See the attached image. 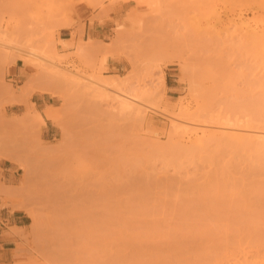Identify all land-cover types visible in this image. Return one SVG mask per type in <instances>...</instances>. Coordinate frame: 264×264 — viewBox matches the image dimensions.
I'll return each instance as SVG.
<instances>
[{"label": "rangeland", "instance_id": "1", "mask_svg": "<svg viewBox=\"0 0 264 264\" xmlns=\"http://www.w3.org/2000/svg\"><path fill=\"white\" fill-rule=\"evenodd\" d=\"M263 16L264 0H0V34L13 40L0 45V158L18 169L12 209L29 216L3 231L13 250L1 264H264V155L215 165L167 153L173 116L264 131ZM125 91L141 112L110 99ZM34 92L55 98L53 134Z\"/></svg>", "mask_w": 264, "mask_h": 264}, {"label": "bare ground", "instance_id": "2", "mask_svg": "<svg viewBox=\"0 0 264 264\" xmlns=\"http://www.w3.org/2000/svg\"><path fill=\"white\" fill-rule=\"evenodd\" d=\"M264 17V16H263ZM253 19V18H252ZM255 20H258V19H254V21ZM248 22V21H247ZM250 20H249V22L246 24L247 26H246V28L248 27V24H250ZM261 22V21H260ZM245 23V22H244ZM254 23V22H253ZM256 23V22H255ZM258 24H259V22H257ZM252 24V23H251ZM258 24H256V25H258ZM242 26H243V24H241ZM245 25V24H244ZM240 26V25H239ZM259 26V25H258ZM241 27V26H240ZM245 27V26H244ZM253 27V26H252ZM254 27H255V25H254ZM262 27V26H261ZM261 27H260V30H261ZM264 27V26H263ZM262 27V28H263ZM243 28V27H242ZM1 29V28H0ZM245 29V28H244ZM259 30V29H258ZM5 31V30H4ZM1 32V31H0ZM3 33V32H2ZM245 33H246V30H245ZM248 33H250V32H248ZM252 33H255V30L252 32ZM252 33H251V35H252ZM257 33H260V31L258 32L257 31ZM0 35H2V34H0ZM249 34H247L246 36H248ZM258 35V34H257ZM8 34L6 33H3V35L2 36H0V40H2L3 42L1 43L0 42V45H4V46H7V47H9L8 45L9 44H11V42H13V40L12 39H10V37L8 36ZM11 38H13V37H11ZM253 38V37H252ZM256 38H258V37H256ZM90 40V39H89ZM86 42V41H85ZM262 42V41H261ZM264 44V43H263ZM254 45V44H253ZM11 46V45H10ZM80 46V45H79ZM16 47V46H15ZM260 47V46H259ZM262 47H263V45H262ZM6 48V47H5ZM16 48H18V47H16ZM258 50H260V48L258 49ZM261 51H263V54H264V48H263V50H261ZM27 53L29 54V55H31L32 57H34V59H36V58H38L39 60H46L47 58H45L44 56H42L39 52H38V50H36V48L34 49V47L32 48V46H31V49L30 50H27ZM256 54H257V52H256ZM254 55V54H253ZM36 57V58H35ZM259 57V56H258ZM260 57H261V55H260ZM48 60V59H47ZM46 60V61H47ZM48 62L49 63H51V64H53V65H55V62H53V61H51V60H48ZM254 62H256V61H254ZM261 63H263V69H264V61L263 62H260V64ZM257 64V63H256ZM259 64V63H258ZM56 66H58L57 64H56ZM263 69H262V71H263ZM105 77V76H104ZM107 77V76H106ZM262 78V82L264 83V72H263V77H261ZM105 79V78H104ZM195 80H198V79H196V77L194 78ZM194 79H193V81H194ZM101 80H103V79H101ZM107 80H109V79H106L105 80V82L107 81ZM98 82H102V81H98ZM97 82V83H98ZM104 81L102 82L103 84H105L106 85V83H105ZM110 82V81H109ZM164 82V81H163ZM96 83V82H95ZM102 83H100V85L99 86H102L103 84ZM119 84V83H118ZM163 84H165V83H163ZM107 85H109V83L107 84ZM115 87V86H114ZM117 87V86H116ZM119 87V86H118ZM98 88H101V87H98ZM121 92V91H120ZM119 92V93H120ZM129 94H127V92L125 91V92H122V93H120V94H118L117 93V95L115 96V95H110L111 97L112 96H114L113 98H111L110 97V99H113L115 102H117L118 103V105H119V107L121 108V110L123 109H131V110H129V111H132V109L133 110H135V111H140L141 109L140 108H138V106L139 105H141V104H139V103H135V104H139V105H137V107H134V106H136V105H134L133 104V100H130L128 97ZM131 97V96H130ZM108 98H109V95H108ZM134 99H136V98H134ZM264 101V100H263ZM113 102V101H112ZM111 102V103H112ZM264 103V102H263ZM32 104V103H31ZM30 105V104H29ZM33 105V104H32ZM112 106V105H111ZM142 106V105H141ZM153 106V105H152ZM32 107H35V106H32ZM53 107V106H52ZM144 107V106H143ZM116 108V107H115ZM187 108V107H186ZM34 109V108H33ZM57 109V108H56ZM117 109V108H116ZM55 110V109H54ZM124 110V111H125ZM145 110V109H144ZM147 110V109H146ZM183 109H181V111H182ZM185 110V109H184ZM28 111H30V110H28ZM27 112V111H26ZM123 112V111H122ZM141 112V111H140ZM139 112V113H140ZM145 112V111H144ZM184 112V111H183ZM182 112V113H183ZM29 113V112H28ZM35 115H37V117L38 118H40V120H45L44 118H43V114L39 111V110H37V109H35ZM45 113H46V115H47V118L48 119H52V120H54L55 119V117H56V114L53 112V110L50 108V107H48L47 109H45ZM133 114H135L134 116H136V113H134V112H132ZM165 113V112H164ZM163 113V114H164ZM131 114V113H130ZM174 114V113H173ZM184 114V113H183ZM185 114H187V113H185ZM132 115V114H131ZM137 115H139L138 113H137ZM143 115V114H142ZM166 116V115H165ZM178 116H183L184 117V115H181V114H178ZM171 118H173V120L171 119ZM170 119V122H171V124H172V122H173V124H172V128L174 129H172L175 133H174V135H178V137H179V139L181 138H183V137H185V136H187L188 138H189V140H192L193 139V141H194V143H195V145H191L192 147H184L183 145H180V142H179V144H178V137H177V135H176V139H173V141L171 142V143H173V145L170 143V145H171V147L172 146H174V144L176 145V147L177 148H175V149H177V150H175L173 147V149L171 148V147H169V144H168V142L166 143V145H168L167 147L171 150H168L167 151V153L169 152V154L171 153V152H173V154H174V152L176 153V151H177V153H176V155L175 156H177L176 158L178 159V155L177 154H179V162L180 161H182V159L184 158V156H185V152H186V155H187V153L189 152L192 156V160H194V159H196L195 157H204V159L206 158V160L207 161H214L213 163L216 165V163H218V161L220 160V158L221 157H224V153L225 154H227V152H229L230 153V155L232 156H239V157H246L247 158V162H249V164L248 165H255L254 164V161L256 160L257 161V159H255V157H257L256 155H259V156H261L262 157V155H264V131H263V129H261L262 131H260L259 133L258 132H254L255 134L254 135H250V136H245V135H243V134H237V133H234L233 132V130H232V133H220L221 132V129L224 127H222L221 129H219L218 130V128H220L221 126H219V127H217V128H215L214 129V126H213V131H212V126L209 128V129H206V127H197V128H193L192 126L191 127H189V125H188V123L185 121L186 119L185 118H187V117H184V118H181V117H171ZM134 119V118H133ZM185 119V120H184ZM189 119V118H188ZM135 120V119H134ZM190 120V119H189ZM142 121V120H141ZM176 121H178V122H176ZM45 122V121H44ZM143 122V121H142ZM190 122H192L193 123V121L192 120H190L189 121V123ZM196 123V122H195ZM170 124V125H171ZM197 124V123H196ZM195 124V125H196ZM169 125V126H170ZM203 125V124H202ZM226 125V124H225ZM198 126V125H197ZM200 126H201V124H200ZM216 126H218V125H216ZM227 126H225L224 128H226ZM238 127V126H237ZM231 128V127H230ZM239 128H242V127H240L239 126ZM229 129V128H228ZM237 129V128H236ZM243 129H244V127H243ZM247 129V128H246ZM209 130V131H208ZM226 130V129H225ZM172 131V132H173ZM216 131V132H215ZM239 131V130H238ZM243 131V130H242ZM247 131H250V130H248L247 129ZM253 131H255V130H253ZM222 132H224V130L222 129ZM171 133V132H170ZM181 133V134H180ZM251 134H253L252 133V129H251ZM172 135H173V133H172ZM169 137H170V135H169ZM186 139V138H185ZM171 140H172V138H171ZM175 140H177L176 142H175ZM166 141V140H165ZM168 141V140H167ZM181 141V140H180ZM193 141H191V143H193ZM184 142V141H183ZM161 143V142H160ZM193 143V144H194ZM181 144H182V142H181ZM163 145V144H162ZM161 145V146H162ZM164 145H165V143H164ZM178 145V146H177ZM186 145V144H185ZM157 148H158V145L156 144L155 145ZM213 146V147H212ZM152 147V146H151ZM153 148V147H152ZM151 148V149H152ZM155 148V147H154ZM153 148V149H154ZM165 148V147H164ZM164 148L162 147L161 149H163V151H165L164 150ZM168 148H166V150L168 149ZM152 149V150H153ZM156 149V148H155ZM154 149V150H155ZM159 150H160V148H158ZM174 150V151H173ZM157 151V150H156ZM156 151H155V153H156ZM162 151V152H163ZM207 151V156H204V153L203 152H206ZM251 151H252V153H251ZM146 153H147V151H145ZM149 152V151H148ZM166 152V151H165ZM178 152H180V153H178ZM209 152V153H208ZM247 152H248V154L249 155H246L247 154ZM256 153V155H254L253 156V154L254 153ZM1 153V152H0ZM182 153V154H181ZM203 153V154H202ZM3 154V153H2ZM140 154V153H139ZM159 154V153H158ZM163 154H165V153H162V155H161V157H163L164 155ZM168 154V156L170 157V155ZM172 153H171V155L172 156H174ZM147 155H150L149 153L147 154ZM160 155V154H159ZM159 155H157V157H158V159H159ZM181 155H184L183 156V158L180 160V156ZM189 155V154H188ZM138 156H140V155H137V158L138 159H136V158H134V160H133V158H131V163L132 164H129V165H133L135 168H136V165H137V163L140 161L139 160V158H141V157H138ZM144 156V155H143ZM152 156V155H151ZM154 156V155H153ZM168 156H166L167 158H169ZM226 156V155H225ZM258 156V157H259ZM155 157V156H154ZM182 157V156H181ZM144 158V157H143ZM146 158V157H145ZM151 158V157H150ZM189 158H190V155L188 156V159H187V156H185V159L186 160H189ZM194 158V159H193ZM263 158H264V156H263ZM137 161H136V160ZM152 159V158H151ZM163 159V158H162ZM166 159V158H165ZM175 158H173V160H174ZM260 160H262V158H259ZM113 160H115V159H113ZM112 160V161H113ZM119 160H120V164L122 165V168L121 167H118L117 166V162L119 163ZM119 160H116L115 162L116 163H114V162H112L114 165H116L119 169H122L123 170V165L125 164V163H122L121 162V159H119ZM159 160H161V159H159ZM164 160V159H163ZM170 160H172V159H170ZM172 160V162H174V161H176V163H177V160H174L173 161ZM184 160V159H183ZM217 160V161H216ZM222 160V159H221ZM245 160V159H244ZM259 160V161H260ZM122 161H123V159H122ZM136 161V162H135ZM147 161H149L148 159H147ZM216 161V162H215ZM243 161V160H242ZM255 161V162H256ZM125 162V161H124ZM128 162V161H127ZM143 162V160L140 162V163H138V165L139 164H141ZM146 162V161H145ZM150 162V161H149ZM167 162H170V164H171V161H169V159H168V161ZM210 162V163H211ZM221 162V161H220ZM135 165H134V164ZM148 163V162H147ZM165 163H166V160H165ZM175 163V162H174ZM222 163V165H223V162H221ZM221 163H220V165H221ZM143 164V163H142ZM212 164V163H211ZM225 164V163H224ZM114 165H112V166H114ZM126 165H127V163H126ZM128 165V166H129ZM138 165H137V167H138ZM144 165H145V163H144ZM165 165V164H164ZM222 165L220 166V168H222V169H220L219 167V169H217L218 171H220V172H222V173H225V171H226V169H225V166H223L222 167ZM110 166H111V164H110ZM125 166V165H124ZM140 167H141V165H139ZM147 166H149V165H147ZM146 166V167H147ZM166 166V165H165ZM227 166V165H226ZM116 167V170L115 169H113V171H112V173L113 172H115V171H117V168ZM145 167V168H146ZM151 167V166H150ZM254 167V166H253ZM132 168V167H131ZM134 168V169H135ZM152 168H153V165H152ZM137 169V168H136ZM214 171V174H213V177L211 178L212 180H215V179H217L216 177L219 175V174H217L218 173V171ZM111 171V170H110ZM120 171L121 170H119V172H116V173H120ZM138 171V170H137ZM155 171V170H154ZM153 171V172H154ZM149 172V171H148ZM57 173V172H56ZM55 172L53 173V174H56ZM111 173V174H112ZM217 174V176H216V174ZM121 174V173H120ZM120 174H116V177L118 176V175H120ZM212 174H210V176H212ZM50 175H52L51 173H50ZM110 175V174H109ZM56 176V175H55ZM104 176V175H103ZM102 176V177H103ZM112 176V175H111ZM144 176H146V174L144 175ZM149 176V175H148ZM209 176V175H208ZM214 176H215V179H214ZM207 178V177H206ZM138 179V178H137ZM208 179V178H207ZM140 180V179H139ZM147 180V179H146ZM135 181H137L136 179L134 180V186H133V184H132V187H135L136 186V183H135ZM141 181V180H140ZM140 181H137L138 182V185L141 183ZM145 181V180H144ZM144 181H142V182H144ZM216 182L218 181V183H219V180L217 179V180H215ZM155 182V181H154ZM209 182H211L210 180H209ZM145 183V182H144ZM157 183V182H156ZM207 183V182H206ZM143 184V183H142ZM220 184V183H219ZM137 185V186H138ZM215 186L216 187V185L214 184V185H212L211 183L209 184H207L206 186H205V189L207 190L208 188H209V186ZM136 186V187H137ZM140 186V185H139ZM170 186V185H169ZM221 186V185H220ZM224 186V185H223ZM142 187V186H141ZM150 187H152V186H150ZM195 187V186H194ZM217 187H219V186H217ZM149 188V187H148ZM192 188H193V186H192ZM141 189V188H140ZM221 189V188H220ZM145 190V189H144ZM264 190V189H263ZM143 191V190H142ZM145 192V191H144ZM150 192V191H149ZM139 193H140V191H139ZM138 192L136 193V195H138L139 194ZM262 194H260L257 198L258 199H261V200H258V201H260V203L259 204H261L262 202L264 203V198H262L263 196H264V192L262 191L261 192ZM143 194L144 193H142L141 192V196H143ZM148 194V193H147ZM134 196V195H133ZM212 196V195H211ZM219 197V196H218ZM260 197V198H259ZM143 198H144V196H143ZM213 198V197H212ZM227 198V197H226ZM230 198H231V196H230ZM142 199V198H141ZM262 199H263V201H262ZM105 200V199H104ZM138 201V200H137ZM142 201V200H141ZM257 201V202H258ZM262 201V202H261ZM140 202V201H139ZM105 203H107L106 205H109V203H108V201L106 202L105 201ZM102 204H104L103 202H102ZM143 204V203H142ZM218 204V203H217ZM220 204V203H219ZM105 205V206H106ZM262 205V204H261ZM263 206V205H262ZM107 207L108 206H106V209H107ZM111 207V206H110ZM140 207V206H139ZM143 207V206H142ZM143 210V209H142ZM261 213V212H260ZM255 215V214H254ZM257 215H259V214H257ZM257 215H255V216H257ZM261 216H262V214H261ZM254 217V216H253ZM263 217H264V214H263ZM262 217V218H263ZM254 219V218H253ZM153 261H155V259L153 260ZM158 262V261H157ZM106 264H108V263H106ZM110 264H114V261H112ZM155 264V263H154ZM157 264V263H156Z\"/></svg>", "mask_w": 264, "mask_h": 264}, {"label": "crops", "instance_id": "3", "mask_svg": "<svg viewBox=\"0 0 264 264\" xmlns=\"http://www.w3.org/2000/svg\"><path fill=\"white\" fill-rule=\"evenodd\" d=\"M62 39H66L61 37ZM11 71L14 75L19 76L21 74V67L16 64L12 66ZM54 96L47 92H34L31 96V102L35 105V108L43 114L45 119L44 125L42 127L43 133H52L54 124L52 120L44 117V111L48 107L55 106ZM16 107L22 108V103H15L8 105L7 108ZM0 254L4 259H8L11 254L13 247L8 243L9 240H4L1 237L4 230H7L10 227L22 228L27 226V219H29L28 214L19 208L12 209L11 199L9 198V192L12 190L11 186L15 185L18 169L7 159L0 158ZM3 249V250H1ZM4 263L5 260L0 261Z\"/></svg>", "mask_w": 264, "mask_h": 264}]
</instances>
